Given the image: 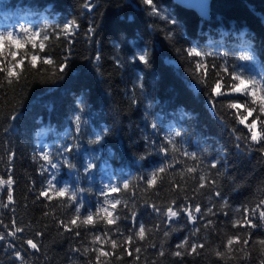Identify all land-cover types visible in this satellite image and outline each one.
<instances>
[{
  "label": "trees",
  "instance_id": "obj_1",
  "mask_svg": "<svg viewBox=\"0 0 264 264\" xmlns=\"http://www.w3.org/2000/svg\"><path fill=\"white\" fill-rule=\"evenodd\" d=\"M91 2L95 7L89 13L83 8L85 0H0V22L9 19V23L17 28L21 23H30L38 28L56 26L65 18L77 17L81 26L71 46L72 55L62 79L53 77L50 69L47 72L31 71L19 84L5 86L0 91V157H4L0 160V174L7 167L6 149L11 148L16 154L13 173L18 182L14 191L16 217L30 225V230L46 232L45 236L38 238L42 244L39 252L32 254L33 250L28 249L27 264H72L73 261L74 264H87L88 257L78 258L70 253V249L91 246L90 235L84 229H81L79 240L69 234L61 235L51 218L43 217V212L51 211V207L34 204L35 196L28 191L30 180H36L39 186L44 179L37 173L39 157L34 161L33 155L41 148H50L55 153L77 136L79 149L68 154L76 168L62 166L57 175L75 187L90 188L91 191L81 194L86 203L95 205L101 201L100 190L109 183L119 185L128 179L135 185L138 177L152 171L159 163L152 146H145V137L156 141L158 147L164 136L176 131L182 133V137L176 138L177 145L196 151L205 165L211 160L219 161L218 172L214 175L218 190L228 201L229 207L225 211L231 210V219L240 218L234 211L236 208L264 198L262 154L255 149L249 151L243 144L237 149L231 129H242V126L235 123L233 110L224 107L228 101L221 98L215 110L209 108L207 89L198 85L197 78L191 75L194 64L176 52L178 48L199 46L201 51L213 53L215 59L209 58L210 63L223 64L224 60L218 55L223 53L228 64L243 66L248 73L264 70V0H212L211 14L207 19L175 0H156L162 16L174 19L175 25L149 16L141 0ZM90 23L95 24L96 31L89 38L85 32ZM168 31L178 34V43L166 39ZM66 46L65 40L53 39L48 52L59 57ZM145 47L151 53L150 65L137 64L134 67L128 57L132 51ZM245 52L255 58L240 60ZM97 53L101 56L99 61L95 60ZM137 74L143 77V89L134 87ZM212 79L210 73L209 83ZM80 100L84 102L78 103ZM77 112L82 119L79 134L75 132L72 119ZM13 114L17 118L9 119ZM152 123L157 125L155 131L150 126ZM105 127L108 132L104 139L99 144L90 143L95 140L94 133ZM89 160L97 167L86 174L83 164ZM104 161H107V167H102ZM187 164L191 166L192 162L187 161ZM176 179L186 183L189 189L195 186L190 177L180 181L177 175ZM137 191L135 210L140 213L139 219L145 222L146 227L161 223V220L144 205V200L162 204L183 195L174 193L167 181L158 195ZM186 194L191 196L192 191ZM129 196V193H121L118 198L128 201L131 208ZM195 202L202 206L209 204L208 189L202 190ZM127 211L123 209L119 214L124 215ZM56 213L61 218L72 215L71 212L63 215L61 208H57ZM10 216L8 210L0 208V218L5 224ZM219 220L227 226L218 227L208 237L212 242L211 248L220 243L216 238L218 233L222 238L223 234H232L233 231L229 220L223 216ZM128 226L121 223L122 228ZM171 229L170 238L165 240L162 233L169 230V226L162 224L154 237V241L158 244L163 242L169 252L175 250V244L188 234L191 225H186L181 217L171 225ZM253 231L254 238H264L261 237L264 228ZM28 236L29 233H25V238ZM251 252V261L239 264H259L264 259L260 246L253 245ZM145 257L154 258L153 250L149 248L144 252L142 259ZM0 264H12L3 247H0ZM122 264H130V259ZM158 264H178V260L168 256L158 259ZM185 264L224 262H218L214 255L205 251L200 257H185ZM229 264L238 262L230 261Z\"/></svg>",
  "mask_w": 264,
  "mask_h": 264
},
{
  "label": "snow or ice",
  "instance_id": "obj_2",
  "mask_svg": "<svg viewBox=\"0 0 264 264\" xmlns=\"http://www.w3.org/2000/svg\"><path fill=\"white\" fill-rule=\"evenodd\" d=\"M141 3L146 6L145 10L149 16L159 17L166 23L176 24L174 19L169 20L168 17L162 16V10L158 7L156 0H141ZM186 3L187 7L192 9L203 11L205 8L203 0H187ZM94 7L91 0H85L83 4L85 10L90 13ZM78 19V17L65 18L62 24L45 25L44 28L34 27L30 23L27 25L21 23L18 28L8 27L0 30V91H3L5 86L19 84L31 71L47 72L50 69L53 77L62 79V74L67 70L68 60L72 55L71 46L74 38L80 31ZM95 31V24L90 23L85 36L90 38L95 35ZM177 35L168 31L166 39L178 43ZM53 39L66 41L67 46L62 56L55 57L48 52L49 43ZM176 52L184 55L190 64H194L191 75L197 78L198 85H203L207 89L209 108L215 110L221 98L228 101L224 107L233 110L232 116L235 123L237 126H242V129L239 127L231 129L237 141L235 145L237 149H240L243 144L249 151L257 150L264 158V70L255 74L248 73L243 66L228 64L223 53H218L220 59L224 60L223 64L210 63L209 58H213V61L215 59L213 53L203 52L199 46L178 48ZM254 58L253 55L245 52L239 59L251 61ZM100 59L101 56L97 53L95 60ZM128 61L134 67L137 64L148 66L151 62V53L147 47L138 48L132 51ZM116 63H120L119 59ZM210 73L213 76L211 83H209ZM142 81L143 77L137 74L134 87L143 89ZM83 102V100L78 101V103ZM132 102L136 103L135 100ZM16 118L15 114L9 117L11 120ZM72 119L75 132L81 133L80 112H77ZM150 126L154 131L157 129L156 123ZM5 131L7 132L8 129ZM107 132L106 127L100 132H95V140L90 143L99 144ZM238 132L240 134H237ZM178 137H182L180 131L166 135L158 147L156 141L145 137V146H152L153 153L159 158V163L152 171L138 177L135 185L128 179L119 185L115 183L104 185L99 193L102 200L97 201L95 205L86 203L85 197L81 195L91 191L90 188L75 187L63 182L57 175L62 166L67 169L76 168L68 154L74 149H79V143H77L79 136L72 143L61 146L55 153L50 148H41L33 155V160L39 157L37 173L44 179L39 182V186L36 180H30L28 191L35 196L34 204H42L44 208L51 207V211L43 212V217H50L61 235L69 234L79 240L82 236L81 229L90 235L91 246L70 249V253L78 258L88 257L87 264H122L129 259L130 264H158V259L168 256L177 258L178 264H185V257H200L205 251L214 255L218 262L229 264L230 261H237L239 264L241 261H251L253 245L260 246V251L264 253V238H254L253 231L258 232L264 228V198L236 208L234 211L240 218L231 219V210L225 211L229 207L228 201L218 190L214 175L218 172L219 161L211 160L205 165L196 151H188L187 148L177 145ZM6 156L7 167L5 172L0 174V208L8 210L11 216L7 224L4 223L3 218H0V247L6 249L12 264H27L28 249L33 250L32 254L39 252L42 244L38 238L45 236L46 232L30 230V225L24 224L16 217L17 201L14 191L18 182L13 175L16 154L8 148ZM2 159L4 157H0V160ZM187 161L192 162L191 166L187 164ZM96 167L97 164L89 160L83 164V171L90 174ZM102 167H107V161L103 162ZM177 175L180 181H186V178L190 177L195 186L189 189L186 183L177 181ZM166 181L174 193H183V195H177L162 204L144 200V205L161 220V223L146 227L145 222L139 219L140 213L135 210L137 190L145 194L158 195ZM204 189H208V201L211 206L209 204L202 206L201 203L195 202ZM189 190L192 191L191 196L186 194ZM121 193L130 194L131 208L128 201L118 198ZM214 199L215 203H213ZM57 208L64 210L63 215L67 212H71L72 215L69 218H61V215L56 213ZM123 209L128 211L120 215ZM221 216L230 221V228L233 231L232 234H223L222 238L218 233L216 238L220 240V243L216 244L215 248H211L212 242L208 237L223 225V221L219 220ZM181 217L186 225H191V230L175 244V250L166 251L165 244L156 243L154 237L160 232L162 224H167L169 230H164L162 235L165 240L170 238L173 231L171 225ZM121 223L129 226L122 228ZM100 225L103 227L101 228ZM25 233H29L28 238H25ZM261 237H264V233H261ZM149 240L153 242L149 243ZM149 248L153 250L154 258L142 259V254ZM259 264H264V259H261Z\"/></svg>",
  "mask_w": 264,
  "mask_h": 264
},
{
  "label": "water",
  "instance_id": "obj_3",
  "mask_svg": "<svg viewBox=\"0 0 264 264\" xmlns=\"http://www.w3.org/2000/svg\"><path fill=\"white\" fill-rule=\"evenodd\" d=\"M178 4L186 7V8H189L187 7V0H175ZM203 3L205 5V8L203 9V11H201L200 9H193L195 10L198 15L204 19H207L210 17V14H211V8H212V0H203ZM189 9H192V8H189Z\"/></svg>",
  "mask_w": 264,
  "mask_h": 264
},
{
  "label": "rangeland",
  "instance_id": "obj_4",
  "mask_svg": "<svg viewBox=\"0 0 264 264\" xmlns=\"http://www.w3.org/2000/svg\"><path fill=\"white\" fill-rule=\"evenodd\" d=\"M8 27H15L13 23H9V19H5L4 21L0 22V30Z\"/></svg>",
  "mask_w": 264,
  "mask_h": 264
}]
</instances>
